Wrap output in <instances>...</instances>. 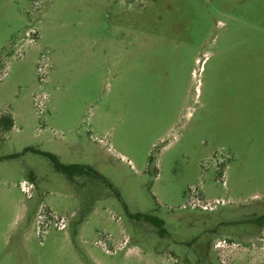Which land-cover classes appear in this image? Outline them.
Instances as JSON below:
<instances>
[{
  "label": "rangeland",
  "instance_id": "obj_1",
  "mask_svg": "<svg viewBox=\"0 0 264 264\" xmlns=\"http://www.w3.org/2000/svg\"><path fill=\"white\" fill-rule=\"evenodd\" d=\"M2 117L0 264H264V0H0Z\"/></svg>",
  "mask_w": 264,
  "mask_h": 264
},
{
  "label": "trees",
  "instance_id": "obj_2",
  "mask_svg": "<svg viewBox=\"0 0 264 264\" xmlns=\"http://www.w3.org/2000/svg\"><path fill=\"white\" fill-rule=\"evenodd\" d=\"M0 124L2 125L4 131H7L12 128L13 122L10 118L2 117L0 118ZM24 152H32L38 155L43 156L44 158L48 159L52 165L53 168L56 172L66 176L68 179H72L74 176H79V175H86V174H92L95 175L96 173L90 168L89 166L85 165H78V164H71V165H64L60 163L58 160L57 156L54 154L48 153V152H43L39 151L34 148H25L22 153ZM20 154H15V155H9V156H4L0 157V161L2 160H7L11 158H16ZM108 184V183H107ZM109 187H111L110 184H108ZM117 198L120 199L119 195L115 193ZM131 217V216H130ZM134 217L142 218L152 226H154L158 232V235L161 237H164L166 235V231L164 230V222L159 219L156 216H152L149 214H136Z\"/></svg>",
  "mask_w": 264,
  "mask_h": 264
},
{
  "label": "built area",
  "instance_id": "obj_3",
  "mask_svg": "<svg viewBox=\"0 0 264 264\" xmlns=\"http://www.w3.org/2000/svg\"><path fill=\"white\" fill-rule=\"evenodd\" d=\"M33 189V185L28 182H22L21 183V191L28 196V198L31 197V192ZM42 213V214H41ZM54 225L58 230H64L66 228V221L64 218H57L56 216H52L51 220L47 218V216L44 214V210H42V207L40 208V211L37 214V220H36V233L37 235H41V233H44L50 225Z\"/></svg>",
  "mask_w": 264,
  "mask_h": 264
},
{
  "label": "flooded vegetation",
  "instance_id": "obj_4",
  "mask_svg": "<svg viewBox=\"0 0 264 264\" xmlns=\"http://www.w3.org/2000/svg\"><path fill=\"white\" fill-rule=\"evenodd\" d=\"M204 210L206 211V210H208V211H210V210H213L212 208H205L204 207ZM249 212V211H248ZM247 212V214H249ZM251 225H257V226H260V227H262V226H264V215H261V216H258V217H256V218H254V219H252V222L250 223ZM239 226V228H241V230H242V228H243V224H236V225H234L233 227H231V226H226V227H222V228H225V229H227V230H230V235H228V237H227V239H229V241H230V244H233L232 243V241H234V239H236V236H234V235H237V233H232V230L234 229V228H237ZM230 228V229H229ZM238 232H239V230H238ZM223 243L225 244L226 242L225 241H223Z\"/></svg>",
  "mask_w": 264,
  "mask_h": 264
}]
</instances>
